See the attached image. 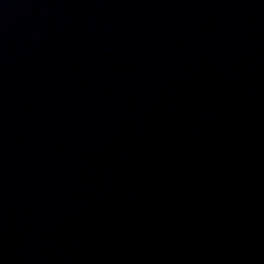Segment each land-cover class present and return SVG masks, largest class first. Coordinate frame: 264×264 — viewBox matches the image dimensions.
Masks as SVG:
<instances>
[{"label": "water", "instance_id": "water-1", "mask_svg": "<svg viewBox=\"0 0 264 264\" xmlns=\"http://www.w3.org/2000/svg\"><path fill=\"white\" fill-rule=\"evenodd\" d=\"M0 264H264V0H0Z\"/></svg>", "mask_w": 264, "mask_h": 264}]
</instances>
